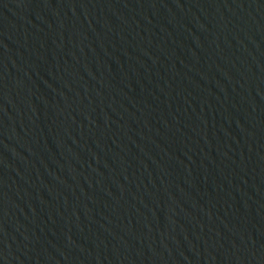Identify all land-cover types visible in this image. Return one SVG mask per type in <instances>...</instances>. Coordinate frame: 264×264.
I'll return each instance as SVG.
<instances>
[{
	"label": "water",
	"instance_id": "obj_1",
	"mask_svg": "<svg viewBox=\"0 0 264 264\" xmlns=\"http://www.w3.org/2000/svg\"><path fill=\"white\" fill-rule=\"evenodd\" d=\"M0 264H264V0H0Z\"/></svg>",
	"mask_w": 264,
	"mask_h": 264
}]
</instances>
